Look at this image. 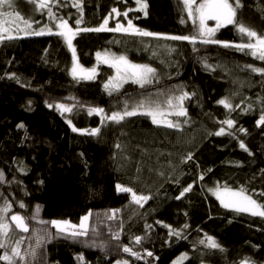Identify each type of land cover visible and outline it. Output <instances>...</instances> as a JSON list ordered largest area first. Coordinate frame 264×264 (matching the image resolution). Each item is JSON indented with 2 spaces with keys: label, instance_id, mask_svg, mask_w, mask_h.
<instances>
[{
  "label": "trees",
  "instance_id": "obj_1",
  "mask_svg": "<svg viewBox=\"0 0 264 264\" xmlns=\"http://www.w3.org/2000/svg\"><path fill=\"white\" fill-rule=\"evenodd\" d=\"M147 3L146 17L135 10L128 14L140 29L164 35L196 34L182 0ZM71 4L72 0H60L52 8L75 27L79 13ZM241 4L238 20L264 34V0H241ZM82 7L81 27H97L113 8L124 12L137 6L135 0H82ZM13 8L24 18L40 21L34 28L43 24L54 28L46 10L37 12L28 0H14ZM117 20L127 25L122 15L112 14L109 27ZM19 36L0 44V172L5 177L0 183V206L5 200L11 203L9 222L13 213L32 217L39 206L37 220H27L29 232L14 229L12 234L13 240L23 237L21 250L30 252L37 234L48 233L46 242L36 249V259L28 257L30 264H74L80 252L87 254L88 264H116L117 260L175 264L182 254H187L183 264H240L245 258L264 264V218L226 210L209 191L217 185L243 187L264 203L259 195L264 192V126L256 125L264 110V76L246 67L264 68V61L247 49L218 44L197 43L194 51L187 41L86 32L73 44L79 64L95 68L97 74L92 80L74 79L72 54L62 38L23 32ZM215 39L248 42L234 25L221 28ZM97 52L126 55L132 63L147 64L156 69V79L145 88L127 83L109 95L104 84L116 71L98 62ZM13 74L16 78H10ZM182 92L191 94L184 101L187 116H167L179 128L155 125L144 115L101 125L100 116L87 113L88 107H99L111 114L123 110L125 102L131 108L149 96L163 102L167 95ZM225 98L234 110L217 103ZM58 103L77 107L61 115L48 107ZM68 119L80 129L101 127V133L90 137L73 132ZM226 119L235 121L232 129L221 123ZM221 127L233 135H215ZM240 141L248 151L240 148ZM189 154L191 160L186 159ZM116 184L152 198L141 208L132 202L131 194L117 193ZM189 184L192 190L176 199ZM20 202L26 207L20 208ZM112 210H118L115 219L108 220ZM89 211L93 213L89 236L77 241L58 235L50 224L38 223L69 220L79 224ZM163 225L180 231V237L169 235ZM116 232L119 240L112 238ZM205 234L214 237L223 251L199 244ZM136 236L142 237L140 244L135 243ZM93 241L103 247L88 246ZM123 246L139 252L142 259L123 252ZM4 251L0 249V255Z\"/></svg>",
  "mask_w": 264,
  "mask_h": 264
},
{
  "label": "snow or ice",
  "instance_id": "obj_2",
  "mask_svg": "<svg viewBox=\"0 0 264 264\" xmlns=\"http://www.w3.org/2000/svg\"><path fill=\"white\" fill-rule=\"evenodd\" d=\"M28 2L33 3L35 5V10L41 14H44L46 10V15L49 20L54 23V28L49 26V24H43L42 26L34 28L33 25H39L40 21L22 17L21 14L16 12L13 8L14 0H0V44H3L5 41L19 39V34L21 32H23L25 36H58L63 39L68 49L71 51L73 60L71 74L74 79L79 78L84 80H92L96 76L95 68L86 69L79 64L76 48L73 44V41L80 33L86 32H120L140 37H153L156 39L173 41H187L194 46V51H197L195 48L197 43L202 45L218 44L225 48L233 47L238 51H245L247 49L251 56L258 60L264 61V34H258L255 30L241 23L237 18L238 10L243 7L241 0H182L183 10L187 13V19L191 20L196 28L195 35H164L146 31L137 27L133 23L132 19H128V14L130 11L135 10L142 12L146 17L148 15L147 0H135V4L137 6L136 9L129 8L124 12H120L117 8H113L111 13H109V17H112V14H115V17H120L122 15L127 20L126 26L117 20L114 27H109V17H105L103 22L97 27H81V25L84 23L82 0H72L71 6L75 7L79 13V18L75 20V27L69 24L68 19H65L63 16H58L53 11L52 6L54 4H60V0H28ZM8 9L12 10L9 11ZM209 21H214L215 26H209ZM185 22V19L181 17L180 23L184 24ZM228 25L236 26L237 31L242 36H246L248 42L231 43L215 39L216 33L221 28H224ZM174 50L175 49H169V51ZM96 57L98 62L107 64L116 71V75L114 77H110L109 80L104 84V89L109 95H111L113 92H118L125 83L131 82L133 84L139 85L140 88H145L146 85L152 84L156 79L155 68L147 64L132 63L126 55H115L113 53L107 52L102 54L97 52ZM206 67L209 66L206 65ZM246 67L250 69V71L264 76V68L254 67L253 65H247ZM10 78H16L15 74H13ZM190 95L191 94L187 92H182L180 95H167L163 102H160L157 99H153L151 96H149L139 101L131 108H129V105L127 102H125L123 110L113 111L111 114L105 113V110L99 107H88L87 113L89 116L93 114L100 116L101 125H104L107 122L120 124L128 117L144 115L150 117L152 123L155 125H164L168 128H179L180 124L167 119V116L175 115L178 117H186L187 109L184 107V101L189 99ZM217 103L223 105L230 111L234 110V105L227 98L221 99ZM48 107H55L61 112V115H63L64 113H72L77 105L73 104L70 106L68 104L58 103L55 105L48 104ZM235 107H238V105ZM250 107L251 105H249V108ZM247 110L248 109H245V111ZM186 122L187 121H185V123ZM67 123L72 127L73 132H79L82 135L97 137L101 133V127L80 129L72 124L71 119H68ZM221 123L226 125L228 129H232L235 125V121L232 119H226ZM256 125L257 127L264 126V110H262L259 119L256 121ZM18 127L24 128V125L20 124ZM239 131L247 134L246 129L241 128ZM214 134L217 136L225 134L233 135L231 131L226 132L224 127H221ZM239 146L244 151H248V148L243 141H240ZM116 147L119 149L121 145L117 144ZM186 159L191 160L192 154H189ZM21 171H23V169H21ZM203 178V175L199 177L201 180ZM4 180V174L3 172H0V183L4 182ZM115 187L117 193L131 194L132 202L141 208L145 203L148 202V200L152 198L150 195H138L137 192H135L131 187H126L121 184H116ZM192 187L193 185L189 184L180 192L176 199H181L186 193L192 190ZM209 191L216 196V199L220 202V205L226 210L234 211L236 213H247L253 217L264 218V203L259 202L254 198L253 195L248 194V191L243 187H241L239 190H234L227 185H224L223 187L217 185L216 188L209 189ZM259 195L264 197V192L259 193ZM19 207L23 209L26 207V205L23 202H20ZM11 211V203L5 200L4 205L0 206V249L5 250L3 254L0 255V261H4L6 264H30L28 257L31 256L32 260L36 259V249L46 242L48 233L45 231L43 236L37 234L35 247H32L30 252H22L21 244L23 243V237L13 240L12 234L14 229L19 230L21 233L29 232V224L27 220H37L39 206H37L32 217L26 218L21 214L13 213L10 216L11 222H9L8 214ZM117 211L118 210H112L111 214L107 215V219H115ZM92 215L93 213L89 211L80 218L79 224H73L69 220H52L50 222L38 220V223L50 224L56 229L58 235H63L66 239L77 241L80 237L89 236V221ZM157 223L162 222L157 221ZM163 226L169 228V235L180 237V231L172 229L170 225ZM146 227L150 228L151 226L146 225ZM187 227L188 225L185 224L184 228ZM112 238L119 240V233H112ZM134 240L136 244H140L142 237L136 236ZM199 244L205 245V247L209 249H219L223 251L215 238L208 236L207 234H205V239H201L199 241ZM88 246L103 247V245H96L95 241H93L92 244ZM122 250L136 259H142L140 253L134 251L129 246H123ZM152 255V252H147V256ZM185 259H187V254H182L175 264H183ZM77 260L80 261V264H86L83 254L77 256ZM116 264H129V261L117 260ZM240 264H255V261H252L250 258H245L240 261Z\"/></svg>",
  "mask_w": 264,
  "mask_h": 264
},
{
  "label": "bare ground",
  "instance_id": "obj_3",
  "mask_svg": "<svg viewBox=\"0 0 264 264\" xmlns=\"http://www.w3.org/2000/svg\"><path fill=\"white\" fill-rule=\"evenodd\" d=\"M80 254H83V256L85 258V262H86V264H88L89 261H88V258H87V254L85 252H80V253L76 254L75 257H74V260H76L77 256H79ZM74 264H80V261H78V260L74 261Z\"/></svg>",
  "mask_w": 264,
  "mask_h": 264
},
{
  "label": "rangeland",
  "instance_id": "obj_4",
  "mask_svg": "<svg viewBox=\"0 0 264 264\" xmlns=\"http://www.w3.org/2000/svg\"><path fill=\"white\" fill-rule=\"evenodd\" d=\"M210 22H214V21H209L208 23H210ZM215 23V22H214ZM96 74H97V70H96ZM129 83H131V82H129ZM127 83H125L124 85H126ZM123 85V86H124ZM216 197V196H215ZM92 228V226H91V223H90V221H89V230Z\"/></svg>",
  "mask_w": 264,
  "mask_h": 264
},
{
  "label": "built area",
  "instance_id": "obj_5",
  "mask_svg": "<svg viewBox=\"0 0 264 264\" xmlns=\"http://www.w3.org/2000/svg\"><path fill=\"white\" fill-rule=\"evenodd\" d=\"M75 261H77V259Z\"/></svg>",
  "mask_w": 264,
  "mask_h": 264
}]
</instances>
